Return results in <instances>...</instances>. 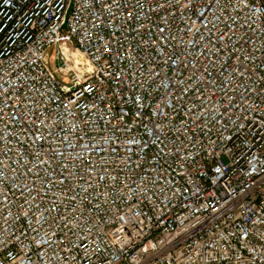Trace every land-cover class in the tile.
I'll return each instance as SVG.
<instances>
[{"label": "built area", "instance_id": "2783aa9c", "mask_svg": "<svg viewBox=\"0 0 264 264\" xmlns=\"http://www.w3.org/2000/svg\"><path fill=\"white\" fill-rule=\"evenodd\" d=\"M0 264H264V0H0Z\"/></svg>", "mask_w": 264, "mask_h": 264}, {"label": "bare ground", "instance_id": "6f19581e", "mask_svg": "<svg viewBox=\"0 0 264 264\" xmlns=\"http://www.w3.org/2000/svg\"><path fill=\"white\" fill-rule=\"evenodd\" d=\"M74 60L76 64H85L86 60L79 54L74 52Z\"/></svg>", "mask_w": 264, "mask_h": 264}, {"label": "water", "instance_id": "95a60500", "mask_svg": "<svg viewBox=\"0 0 264 264\" xmlns=\"http://www.w3.org/2000/svg\"><path fill=\"white\" fill-rule=\"evenodd\" d=\"M69 9H70V5H69L68 8H67L65 18L67 17V15H68V13H69ZM64 25H65V21L63 22V26H64Z\"/></svg>", "mask_w": 264, "mask_h": 264}, {"label": "rangeland", "instance_id": "374dc122", "mask_svg": "<svg viewBox=\"0 0 264 264\" xmlns=\"http://www.w3.org/2000/svg\"><path fill=\"white\" fill-rule=\"evenodd\" d=\"M53 59H51V62H52Z\"/></svg>", "mask_w": 264, "mask_h": 264}]
</instances>
